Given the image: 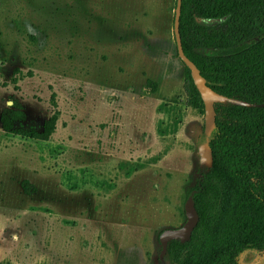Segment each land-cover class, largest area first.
<instances>
[{"label":"rangeland","instance_id":"374dc122","mask_svg":"<svg viewBox=\"0 0 264 264\" xmlns=\"http://www.w3.org/2000/svg\"><path fill=\"white\" fill-rule=\"evenodd\" d=\"M175 2L0 0V111L14 97L40 130L52 92L59 110L48 141L0 127V264H170L158 236L186 221L204 130Z\"/></svg>","mask_w":264,"mask_h":264},{"label":"trees","instance_id":"16d2710c","mask_svg":"<svg viewBox=\"0 0 264 264\" xmlns=\"http://www.w3.org/2000/svg\"><path fill=\"white\" fill-rule=\"evenodd\" d=\"M179 34L184 55L206 85L229 100L214 104L215 126L202 134L212 162L198 165L188 194L198 222L186 241L170 239L163 256L170 264H264V0H181ZM181 63L185 104L204 114L190 71ZM17 73L14 68L10 78L15 89ZM145 85L156 92L152 80ZM10 101L0 111L1 129L48 141L59 117L55 93L40 130L17 125L25 120L24 109L18 99ZM20 185L24 194L35 191L26 179ZM247 256L251 263L243 262Z\"/></svg>","mask_w":264,"mask_h":264},{"label":"water","instance_id":"95a60500","mask_svg":"<svg viewBox=\"0 0 264 264\" xmlns=\"http://www.w3.org/2000/svg\"><path fill=\"white\" fill-rule=\"evenodd\" d=\"M181 0H176L173 18V34L175 39V45L177 50L178 58L188 67L190 71L193 83L198 90L200 97L204 105V130L205 135H209L215 126L216 112L214 109L215 103H222L229 100L226 96L217 93L206 85L205 79L201 76L196 65L190 61L183 53L179 34V17H180ZM235 103H240L234 101ZM200 157V163L209 166L212 162V154L209 145L204 142L198 150ZM186 221L183 225L174 228H167L160 232L158 236V242L161 246L159 258L161 259L163 254L166 252L167 243L172 238H179L182 241H186L193 228L198 222V214L193 204L192 198H188L185 205ZM243 262L251 263L250 257H243Z\"/></svg>","mask_w":264,"mask_h":264}]
</instances>
